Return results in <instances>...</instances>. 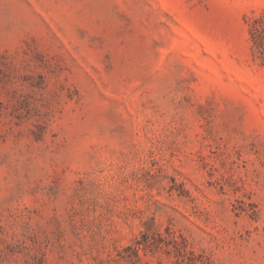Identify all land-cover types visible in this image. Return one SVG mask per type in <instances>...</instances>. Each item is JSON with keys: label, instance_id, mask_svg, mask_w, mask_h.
<instances>
[{"label": "rangeland", "instance_id": "rangeland-1", "mask_svg": "<svg viewBox=\"0 0 264 264\" xmlns=\"http://www.w3.org/2000/svg\"><path fill=\"white\" fill-rule=\"evenodd\" d=\"M0 264H264V0H0Z\"/></svg>", "mask_w": 264, "mask_h": 264}, {"label": "trees", "instance_id": "trees-1", "mask_svg": "<svg viewBox=\"0 0 264 264\" xmlns=\"http://www.w3.org/2000/svg\"><path fill=\"white\" fill-rule=\"evenodd\" d=\"M251 30L253 31V34H254V33L256 34L258 28H257L256 26H254Z\"/></svg>", "mask_w": 264, "mask_h": 264}]
</instances>
